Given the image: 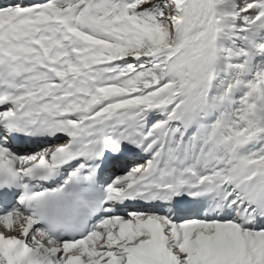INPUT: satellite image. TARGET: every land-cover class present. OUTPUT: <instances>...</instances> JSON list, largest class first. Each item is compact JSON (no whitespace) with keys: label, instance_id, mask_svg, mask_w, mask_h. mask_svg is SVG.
Here are the masks:
<instances>
[{"label":"rangeland","instance_id":"374dc122","mask_svg":"<svg viewBox=\"0 0 264 264\" xmlns=\"http://www.w3.org/2000/svg\"><path fill=\"white\" fill-rule=\"evenodd\" d=\"M85 1L83 19L79 18L81 29L91 31L86 36L93 42L88 54L112 61L100 78V92L108 96L101 111L108 105L120 114L131 111L135 115L142 110L145 120L140 131L152 135L149 146L155 141L151 147L158 151L156 155L149 152L157 163L162 161L167 167L179 158L185 170L183 151H178L185 144L184 149L189 148L193 156L202 153V166H207L199 169L219 175L216 183L229 175L241 183H235L236 188L257 174L263 189L254 195L264 193V0L76 3ZM194 75L201 79L188 87ZM157 101L153 110L152 105L147 106ZM95 111L92 116L100 114V109ZM163 149L169 151L166 158L161 156ZM227 165L249 175L224 174L220 168ZM207 222L201 225L207 226ZM211 227L207 226L209 232L203 236L212 261L200 260L201 251L185 240L175 241L183 243L180 250L174 244L169 246L170 264H264V229L238 225L226 233L222 226ZM138 239L134 235L124 240L136 244ZM229 246L238 248V257L230 258L227 252L222 256Z\"/></svg>","mask_w":264,"mask_h":264},{"label":"bare ground","instance_id":"6f19581e","mask_svg":"<svg viewBox=\"0 0 264 264\" xmlns=\"http://www.w3.org/2000/svg\"><path fill=\"white\" fill-rule=\"evenodd\" d=\"M54 11L55 8L50 6L47 14L48 18L46 20L35 18L31 21L15 25V35L12 37L16 41L28 37L26 45L21 47V51L17 53V56L21 58V62H32L31 69L33 68L34 72L29 76L32 81L30 90L33 87V94L40 95L41 98L44 99L43 103L46 110L50 111L48 115L43 116V122L38 118L35 120V124L39 126L44 125L45 128L48 127L55 132H60L68 128L75 132L77 137L81 136L79 141L84 139L83 142L90 141L91 136H101L106 128H112L114 130L108 137L110 138L108 142L110 145L118 146L129 143L136 149V156L143 155L147 158L154 157L153 155H156L155 152L158 151V147L155 151L154 146L151 147L155 141L149 146L152 135L144 134V137L147 138L144 141L136 139V136L142 133L140 131V125L145 120V114L142 110L141 112L134 113L135 115H133L131 111L125 113L121 112L120 114L119 111L116 109L114 110L113 107L109 108L110 105H108L103 111H101L100 108V114L95 113L96 116H92L94 115L92 111L89 113L87 112V108L95 102L101 101L100 106L102 107V104L107 101L108 96L104 92H100V78L102 74L107 72L105 67L112 61L110 58H108V60L105 58H93L92 55L88 54L89 50L87 51L91 42L87 40V38L76 36L72 33L74 27L69 21L77 17V10H75V7L69 6L61 8L57 13H54ZM80 18L83 19V16ZM39 30H41V36L34 40L33 38ZM7 38L10 39V37H6L5 39ZM46 50L54 52L55 56L54 62L45 66L42 65L40 56L42 52ZM90 50L93 51V49ZM200 79V75L192 76L188 87L196 84ZM46 92H53V94L47 96ZM150 105H152L151 110H153L159 104L157 101L147 106ZM160 117L161 114H158L157 118ZM141 150L144 151L141 152ZM151 150L154 151L153 155L149 152ZM159 154L161 155L162 151H160ZM161 156L164 157V154ZM161 162L154 163L155 166L161 167L159 170L160 176L157 178L158 180H161V178L168 179L176 174L180 175V178H186V176H188L189 180L196 182L198 181L196 173H198L201 175L203 183L212 185L213 195L210 196V200L213 199L215 194L220 193V195H216V199H223L224 202L228 201L232 207L248 208L249 212L253 211L254 219L264 220V214H258L254 204L249 205L245 197L238 196L242 194L240 191L246 190V195L250 196L263 189V185H259L261 181L256 180L257 177L259 178L257 174L249 177L248 180L246 179L239 187L233 188L235 183L237 186V183H240L235 177L231 176V178H228V175V177L224 179L222 176L220 178V183H216V179L219 178V175L215 173L207 174L209 170L199 169L202 167H196L199 169L197 170L195 168H189L188 166L182 171L185 165L180 163L179 158L175 161L173 160L171 166L169 165L167 167ZM217 164H219V162H217ZM250 164L256 167V164L252 160H250ZM141 165L142 163L135 164L134 167H140ZM230 167V165H227V168L222 167L220 171L223 173L227 172L230 175H249V172L246 170L238 168L241 170L239 171L238 169L235 170V168ZM144 170L145 167H142L140 171L137 170L136 172H142ZM237 170L238 172H236ZM249 186H251V188ZM168 194L170 193L168 192ZM221 196H223V198H221ZM258 199L264 202V193H260ZM206 205L207 204L203 205V207L205 208ZM231 206L227 205L225 212L220 214L218 218H207L210 220L206 223L208 224L207 226H222L225 231H227L226 233H231V231H233L231 229L232 220L231 218H227ZM199 209V207H196L195 211ZM139 217H137L138 219H136L135 225L131 226V228L122 227L121 230L116 229L111 232H105L104 230L102 232L101 230L102 233L98 234L93 242H90L92 243L91 245L87 244L79 248L84 255H88V259H91L88 264H99L105 262L108 258L114 262V264H170V260L167 258L169 257L167 255V248L169 245L174 244V248L180 250L183 247V243L176 244V242H186L187 240L188 243L191 242L193 244L191 246H193L194 249L198 248L201 251L200 260L204 259L209 262L213 260L208 254L209 243L204 240L203 234L202 238L194 236L196 232H209L207 226L200 229L198 221L186 226H180L179 229L182 234L174 238L171 232L178 229V227L176 225H170L172 224L170 221H173V218L170 216H155L154 218H149L147 215H141ZM165 220L170 224L166 223ZM181 222L184 223L185 221ZM26 223L27 222L23 220L21 215L15 214L14 218L4 225V227L0 224V232L2 234L0 236V242L5 243L14 239L23 240L25 234L22 232V229ZM135 227L138 228L137 232H133ZM170 229L173 230L170 231ZM165 233L167 234L166 236H164ZM134 235H139L140 238L136 244L124 240L127 236L130 239V236ZM40 238L43 240L42 237ZM33 240L34 241L25 240L34 251L32 260L28 263L24 260L23 256L18 255L16 257V264H45V262H49L52 259L50 257V247L46 244L35 243L36 238ZM44 241L45 240H43V242ZM226 252L230 258L239 256L238 248L236 249L235 247H226L224 252H222L223 257L226 256ZM80 253L81 252H75L72 256L67 255V257L77 262L81 256ZM219 257L220 259L222 258L221 255ZM216 258H218V256ZM43 260H45V262ZM62 260H64V258H62Z\"/></svg>","mask_w":264,"mask_h":264},{"label":"trees","instance_id":"16d2710c","mask_svg":"<svg viewBox=\"0 0 264 264\" xmlns=\"http://www.w3.org/2000/svg\"><path fill=\"white\" fill-rule=\"evenodd\" d=\"M226 34H227V35H228V34H231L232 36H234L232 32H227ZM232 36H230V37H232Z\"/></svg>","mask_w":264,"mask_h":264}]
</instances>
